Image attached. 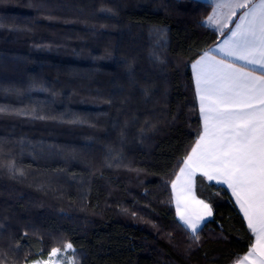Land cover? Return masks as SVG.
<instances>
[{
    "label": "trees",
    "instance_id": "1",
    "mask_svg": "<svg viewBox=\"0 0 264 264\" xmlns=\"http://www.w3.org/2000/svg\"><path fill=\"white\" fill-rule=\"evenodd\" d=\"M212 7L0 0V264L69 242L75 264H235L249 251L227 188L196 176L212 208L198 241L171 189L202 128L190 64L224 36L203 24Z\"/></svg>",
    "mask_w": 264,
    "mask_h": 264
},
{
    "label": "snow or ice",
    "instance_id": "2",
    "mask_svg": "<svg viewBox=\"0 0 264 264\" xmlns=\"http://www.w3.org/2000/svg\"><path fill=\"white\" fill-rule=\"evenodd\" d=\"M212 3L203 24L226 36L190 64L202 128L171 181L176 215L198 241L212 208L196 196L194 178L200 173L226 185L254 236L235 264H264V0ZM64 249L75 255L70 242ZM58 255L61 249L52 248L47 260L31 264H59Z\"/></svg>",
    "mask_w": 264,
    "mask_h": 264
},
{
    "label": "rangeland",
    "instance_id": "3",
    "mask_svg": "<svg viewBox=\"0 0 264 264\" xmlns=\"http://www.w3.org/2000/svg\"><path fill=\"white\" fill-rule=\"evenodd\" d=\"M60 248V247H58ZM61 249V253L63 254V256H57V260L59 261V264H75V259L73 257L70 256L69 251L67 250V252L65 253V249L60 248ZM48 258L42 259V260H47Z\"/></svg>",
    "mask_w": 264,
    "mask_h": 264
},
{
    "label": "crops",
    "instance_id": "4",
    "mask_svg": "<svg viewBox=\"0 0 264 264\" xmlns=\"http://www.w3.org/2000/svg\"><path fill=\"white\" fill-rule=\"evenodd\" d=\"M205 1H208V2H210L212 5H213V3H212V0H205ZM229 27H232V25H230ZM225 36H226V34L218 41V42H216L211 48H213V47H215L219 42H222L224 39H225ZM257 74H259V73H257ZM201 118V117H200ZM201 123H202V120H201ZM197 175H201L200 173H197L196 174V176ZM196 176H195V178H194V180H196ZM212 182H214V183H216L215 181H212ZM217 184H219V185H222V186H224L225 188H227V186L226 185H224V184H220V183H217ZM228 189V188H227ZM228 191L230 192V194H231V191L228 189ZM194 192H195V194H196V196L199 198V199H201L198 195H197V193H196V189H195V184H194ZM173 193V192H172ZM231 196H232V194H231ZM232 198H233V200H234V202H235V198L232 196ZM173 200H174V195H173ZM236 204V203H235ZM174 205H175V200H174ZM236 206L238 207V209H239V206L236 204ZM176 210V209H175ZM239 211H240V209H239ZM241 212V211H240ZM241 214H242V212H241ZM243 215V214H242ZM212 216V215H211ZM208 219H210V217H206V220H208Z\"/></svg>",
    "mask_w": 264,
    "mask_h": 264
}]
</instances>
